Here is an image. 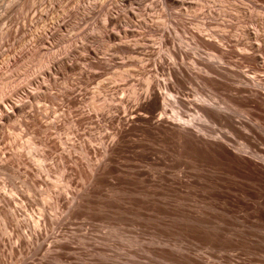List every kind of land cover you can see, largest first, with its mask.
Returning <instances> with one entry per match:
<instances>
[{"label": "rangeland", "instance_id": "374dc122", "mask_svg": "<svg viewBox=\"0 0 264 264\" xmlns=\"http://www.w3.org/2000/svg\"><path fill=\"white\" fill-rule=\"evenodd\" d=\"M184 3L167 8L159 0H0V113L11 111L9 107L15 109L0 120V164L17 152L24 163L0 169V193L15 198L11 201L14 221L4 220L1 209L5 204L0 202V240H4L0 243V264H264V223L258 224L259 228L251 219L242 221L245 212L234 209L226 214L218 209L227 206L225 201L250 205L255 198L241 193L236 197L221 195L216 184L204 178V165L210 163L218 170L220 164L196 152L189 142L188 146L172 139L145 141L140 132L131 131L129 139L142 140L154 154L177 156L187 163L184 172L174 167L168 175L179 178L182 186L152 190L151 204L145 203L142 177L135 172L137 167L140 171L150 167L149 160L141 162L136 156L139 149H119L110 162L102 156L99 138L108 144L118 123L123 125L125 114L145 105L147 80H157L152 91L170 85L169 69L175 66L171 51L179 57L186 53L176 63L188 74H200L201 66L193 61L216 62L207 44L225 42L228 61L234 64L229 68L247 73L243 60L231 52L242 53L235 46L244 42L241 30L257 31L264 46V0ZM106 14L113 16L115 26L105 22ZM108 33L115 37L107 38ZM223 33L229 42L219 41L217 36ZM126 48L136 49L134 55ZM257 56L264 59V50ZM259 77L264 80V73L257 78L251 71L246 78L228 76L232 86L264 95V81ZM179 93L186 103H169V120L176 122L180 114L182 121H191L211 136L229 138L231 146L241 147L246 138L264 151V143L258 140V135L264 140V121L250 118L251 131L238 126L241 135H230L221 125L202 118L198 107L229 113L227 107L237 106L195 75ZM91 107H106L98 122L81 116ZM46 140L55 148L45 146ZM103 163V170L93 175L91 169ZM64 186L70 195L66 196ZM75 194L81 197L80 204L67 216L69 196ZM54 198H58L57 207ZM42 210L57 221L41 223L42 233L49 241H69L73 247L67 253L70 257L55 258L45 250L14 245L18 234L34 231L36 225L29 218L36 219ZM193 216H206L209 221L202 224ZM223 217L233 220L235 227L223 222ZM218 225L226 226L228 235L220 233ZM233 227L239 230L233 231ZM225 234L227 238L235 236L228 240ZM13 247L16 250L12 252Z\"/></svg>", "mask_w": 264, "mask_h": 264}, {"label": "bare ground", "instance_id": "6f19581e", "mask_svg": "<svg viewBox=\"0 0 264 264\" xmlns=\"http://www.w3.org/2000/svg\"><path fill=\"white\" fill-rule=\"evenodd\" d=\"M159 2L163 7H167V8L171 6H182L185 4L184 0H159ZM105 22L108 25L115 26L116 24V21L113 18V16H111V14H106ZM122 33L124 36H127L126 30H123ZM240 34L244 38V42L238 41L236 42L235 46L239 47L242 53L235 51V50L231 52L232 54L234 53V56L235 55L239 56V58L243 60L244 67L248 68L249 71H251L254 74L255 78H257L258 74L264 73V59L257 56V54L262 55L264 46L261 44V41L259 39V34L257 31H255V33L253 34L248 29L243 28ZM114 37L115 35L113 33L107 34V38L109 39L114 38ZM194 37L197 38L196 36ZM217 37L219 38V41L221 42L223 40H225L226 42H229L227 39V36L224 33ZM198 39H199L198 42L202 41V39L200 38ZM249 39H254L256 42L255 43L254 42L252 43L250 41L247 42ZM166 41L167 39L163 35L162 42L165 43ZM207 46H209V48L215 53V56H216L215 58L217 61L216 62H205V63L193 61V65L201 66L200 70L202 73L200 74H188V72L181 66V64L176 63V60L182 61L185 58L186 53H181L179 57L175 52L171 51L170 57H171V60L173 61V64H175V66L172 69H169V77L171 80L170 85L168 86L165 84L163 88H158V90L155 89L156 91H152L153 90L152 86L154 84H157V80L148 79L147 80L148 85H147L146 93L144 95L145 102H146L145 105L143 107H137L135 109H132L125 114L124 119H123L124 120L123 125H119L118 123V126L115 128L112 134L111 140L108 144L103 143V140H102L103 137H100V138L98 137L99 138L98 142L102 146V150H103L102 156L107 162L111 161L114 153L117 150L119 149L122 150L124 148L139 149V153H137L136 156L140 159V161L141 160L150 161L149 163L150 167H148L147 170L144 169L146 171L138 170L137 165H136L137 170L135 171L137 176L139 175L142 177L139 179L141 182L140 184H142V186L145 187L144 194H145L146 204L147 203L151 204L152 202H154L152 190L157 189V188H163V190L164 189L168 190L169 188H171L173 185H176V184L178 186H182V182L180 181L179 178L173 179L171 178V176L169 178L168 175L171 169H173L174 167L180 171L179 173L184 172L183 167L187 166V163L184 162V160L180 159V157L179 159H177L178 158L177 156L171 157L169 155V157L168 156L162 157L160 155L158 156L154 154V150L149 148V146L147 147L146 144H143L142 140H145V141L162 140L163 141L164 139H172V141L176 140L177 142H180V143L187 142L188 146L190 143L192 145V149L194 148L196 152L205 156L208 160L217 161L220 164L219 166L220 168L218 170L215 168H212L211 167L212 164L210 166V163H207L206 165H204V173H205L204 178L206 181H210L211 183L216 184V188L219 189V193L221 195H228L230 197L231 196L236 197L237 194L241 193L245 197L248 196L252 200L253 198H255V201H256V198H260L261 195L262 196L264 195V151L258 147L257 143H253L249 139L245 138V144L242 145L241 147L236 148L228 144V141H230L229 138L225 136H211L208 131L201 129V128H195L191 121H182L180 114H177L176 122L169 120V117H167L168 108H169L167 106L169 103H174V104L177 103L178 105L184 106L186 102L183 98L179 97L180 95L179 89L182 88L184 84L188 83L191 80V77L195 75L196 78H198L203 85L207 86L215 93L224 97L228 102L233 104V106L234 105L237 106V107H227V110H229V113H227L226 110L224 112H218L212 107H198L200 116L202 118L207 119L208 121L212 123H217L221 125L227 130V133L230 135H241L240 133L241 131H239V129L237 128L238 126L248 131H251L250 126L248 124V122L250 121V118L264 121V98H263L264 95L263 93H261L260 91H257L256 93H252L250 90H248L245 87H236V86L234 87L229 83L230 81H232V79L228 78V76L246 78L247 73L249 71H247V73L245 72L239 73L229 68V66H232V65L234 66V64L228 61L230 52H227L226 48H228V45L225 44V42H223L221 45H213V44L208 43ZM125 50L128 54L134 55L136 49L126 48ZM123 66L126 67L128 65L125 64ZM144 67L145 65L140 69H143ZM258 79H260V77ZM260 81L263 82L264 80L260 79ZM233 92L235 94H233ZM240 93H247V95L238 96L237 94H240ZM105 108L106 107H91V110H88L86 112H81V116L86 117V118L88 117V119L95 118L96 119L95 121L98 122V119H100L103 116V114H105L103 112ZM9 109L11 111L9 112L5 111L4 113H0V120H4V118H7V116L10 113L14 112L15 110L13 107H9ZM111 116L112 115H110L109 117ZM233 117L238 118V121H235ZM136 123H139V125H137ZM131 131L140 132L141 136L143 137L142 140L134 141V140H131V138L129 139L130 133H132ZM258 140L264 143V140L261 139V137L259 138V135H258ZM43 144L45 146L51 145V148L53 149L55 148V144L53 142H49V140L44 141ZM61 144L63 145L64 143H61ZM82 151L86 152V148H82ZM1 162H2L0 164L1 170L13 168L23 163L22 156L19 152H17L16 154H13L12 158L10 157L9 159L7 158L4 160H1ZM152 165L159 166V167L153 168ZM104 166H105V163L95 166L94 168L91 169V173H93V175L94 174L98 175L103 170ZM39 175H40V172H38V176ZM29 187L30 188L33 187L32 182L29 183ZM157 191L159 192V190ZM64 192L66 196L71 194V192L68 190V186L65 187ZM263 199L260 198L259 201L257 202L254 201L253 203L250 202L251 203L250 205L247 201H246L247 203L240 201V200L225 201L226 202L225 204L227 206L225 208L220 207L218 209L219 210L221 209L222 211L225 210L224 212H226V214L231 213L234 209H238L239 211L243 213L245 212L244 215L246 216L241 217L243 222H246L248 219H251L254 222V223L252 222L253 224L258 225V224L264 223V200ZM14 200H15L14 197L6 198L0 193V202H3L5 204V209L0 208L2 210L1 213L3 214L5 218L4 220L14 221L15 211L12 210L11 208V201H14ZM53 200H54V207H57L59 203L58 198H54ZM80 200H81V197L79 195L75 194V195L69 196L68 207H66L65 215L70 216L74 212V208L80 204ZM238 210H236V212ZM207 213H208L207 216L209 217V212ZM223 214L225 215V213ZM240 214L243 215L242 213ZM201 216L204 217V215H201ZM201 216L199 217L193 216V219L201 221L202 224L208 223L209 218L207 219L206 216L205 218H201ZM35 218L36 219H34V217L29 218V221L34 222L36 225V228L34 229V231L31 232L30 234L28 233L18 234L14 242L15 243L14 245L16 247H20L21 245H23V246L28 247L32 251L45 250L47 254H52L53 257L55 258L70 257V256H67L68 255L67 253L73 247L72 248L70 247L69 241H66V242L64 241L60 242L57 240L49 241L47 240V238H45L46 236H44V234L42 233L40 229L41 223L44 225L46 223L48 224V223L54 222L55 224L57 221H52V219L45 216L43 210L41 213L38 214V217H35ZM224 218L225 217H223L222 219L223 222L230 224V225L234 224L233 220L228 219V218L224 219ZM219 224L222 225V223H219ZM246 224L247 226L246 225L244 226L248 227V223ZM221 225H218L219 232L222 233L223 235L224 233L226 234L229 233L228 232L229 229L226 226L224 227ZM241 225L243 226V224ZM241 225L238 224V227ZM250 225L252 224L250 223ZM17 226L18 224L15 225L16 228ZM234 227L232 228L233 231H235L234 229H236ZM260 227L262 226L260 225L259 228ZM207 228H210V227H207ZM209 230H206V231H209ZM211 230L214 234L215 232L214 229H211ZM236 230H239V228H237ZM233 231L232 232L230 231L231 232L230 234H233ZM226 234L225 236L227 238L228 234L227 235ZM231 236H235V235H231ZM230 238H227V239L229 240ZM1 240H0V243L4 241L3 238H1ZM224 240H223V243H224ZM44 242H47V244H45ZM226 244L227 243H225V246ZM234 246L236 245H233V247ZM226 247H229V245H227ZM233 249H236V248H233ZM11 250L13 252V250H16V249L15 247H13ZM115 262L117 261L115 260Z\"/></svg>", "mask_w": 264, "mask_h": 264}]
</instances>
